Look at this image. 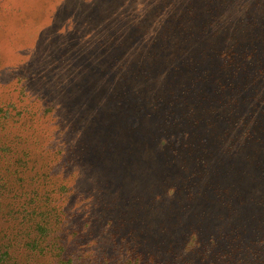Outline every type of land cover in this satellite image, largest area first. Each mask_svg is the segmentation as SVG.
<instances>
[{
    "label": "rangeland",
    "instance_id": "rangeland-1",
    "mask_svg": "<svg viewBox=\"0 0 264 264\" xmlns=\"http://www.w3.org/2000/svg\"><path fill=\"white\" fill-rule=\"evenodd\" d=\"M173 1L0 0V264H264V0Z\"/></svg>",
    "mask_w": 264,
    "mask_h": 264
},
{
    "label": "trees",
    "instance_id": "trees-1",
    "mask_svg": "<svg viewBox=\"0 0 264 264\" xmlns=\"http://www.w3.org/2000/svg\"><path fill=\"white\" fill-rule=\"evenodd\" d=\"M169 1V4L171 5L174 1L173 0H168ZM192 7L191 6H188V8H186L185 10H191ZM109 57H110V60L112 61V63H117L119 56H115L113 55L112 53L109 54ZM121 67V65L118 66V68ZM101 69L102 66L99 64V65H95L93 66L90 71H89V74L92 76V79L93 77H97L99 76L100 77V72H101ZM94 86V85H93ZM42 227H40L41 229ZM39 229V228H38ZM43 229V228H42ZM53 236V235H51ZM35 237L38 238L37 235H35ZM39 239V238H38ZM38 239H33L32 242L34 243L32 248L33 249H46L47 250V247L46 246H52L53 248L49 250V253H50V256H53L55 257L57 260L60 259V255L58 254V252H61V241H59V235H56L54 237V240H48L47 243H45L44 245H38L35 241H38ZM1 241V240H0ZM16 241V240H15ZM43 241H41L42 243ZM17 243H20L19 241H17ZM46 245V246H45ZM26 246V243H23L21 244L20 246H17V247H25ZM58 251V252H57ZM3 258H7V260L5 261L4 264H33V262H29L28 260L26 259H21L19 258V262L16 260V258H11V256L8 254V251L5 250L3 253ZM126 259V257L124 258V260ZM62 263H65V264H71L73 262V258H69V260H67L66 262L65 261H61ZM145 262H151V264H153V261L151 260V257H150V260H145ZM37 264V263H36ZM74 264H77V263H74ZM124 264H145L144 261H142L141 259V256H140V253L137 254L136 258L134 260H125Z\"/></svg>",
    "mask_w": 264,
    "mask_h": 264
}]
</instances>
